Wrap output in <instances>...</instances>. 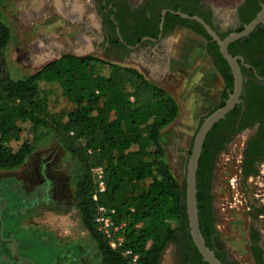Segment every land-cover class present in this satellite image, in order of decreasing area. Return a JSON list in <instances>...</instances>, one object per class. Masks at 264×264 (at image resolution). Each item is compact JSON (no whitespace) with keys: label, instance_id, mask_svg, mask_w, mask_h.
Segmentation results:
<instances>
[{"label":"trees","instance_id":"obj_1","mask_svg":"<svg viewBox=\"0 0 264 264\" xmlns=\"http://www.w3.org/2000/svg\"><path fill=\"white\" fill-rule=\"evenodd\" d=\"M3 1L0 0V3ZM260 8V5L256 6L246 24ZM11 36L9 26L0 19V64ZM224 36L221 35V38ZM214 45L217 61L225 65L227 72H222L215 62L216 68L224 75L227 86L232 88L230 68L217 44ZM230 53L234 55L237 51L231 49ZM246 61L250 62L248 59ZM97 64H108V75L93 74L92 65ZM257 72L263 76L259 69ZM37 80L58 82L63 97L72 103V109L48 113L47 99L39 95ZM246 91L244 84L240 103L209 130L198 160L196 202L199 228L206 245L212 250L214 245L209 223L211 199L204 190L202 180L208 157L207 145L212 134L225 120L233 129L230 139L243 128L256 122L260 124L244 151L240 170L242 189L246 178L256 173L255 161L264 159L263 103L261 97L252 98ZM221 96L223 98L218 106L224 103L228 93L224 92ZM244 103L246 108L240 116ZM178 114L176 99L165 88L147 79L138 68L108 62L95 55L78 57L64 53L30 75L17 79L9 73L0 76V170L20 166L33 150V144L27 141L16 149L12 148L11 141L19 140L21 134L18 120L29 122L34 128L42 127L58 139L75 162L74 195L77 209L103 264H128V257L123 255L126 249L138 254V264H160L170 243H178L182 248L177 264H209L202 259L191 239L185 209L184 180L180 181L173 174L161 138L162 131ZM250 115L254 117L248 121ZM238 116L241 122L235 127V117ZM93 166L104 168L106 181V188L97 193L96 202L92 200L95 190L91 174ZM95 203L114 209L113 219L118 224H124L121 228L123 242L119 248L112 249L96 230L93 222ZM259 206L249 205V217L257 219L259 213L264 214V203H259ZM250 229L248 241L254 259L252 264H264L257 245L259 233L253 227ZM214 252L222 264H242L238 260L222 257L220 254L223 252Z\"/></svg>","mask_w":264,"mask_h":264},{"label":"rangeland","instance_id":"obj_2","mask_svg":"<svg viewBox=\"0 0 264 264\" xmlns=\"http://www.w3.org/2000/svg\"><path fill=\"white\" fill-rule=\"evenodd\" d=\"M77 1L84 6L90 3V0ZM209 1L228 8L237 0ZM34 2L4 0L0 3V19L9 26L12 34L3 52L0 76L9 73L17 79L30 75L63 54L62 49H57L59 45L82 43L77 37V26L64 18L60 8L50 0ZM84 11L87 14L93 12L90 9ZM53 19H58L59 25H53ZM58 30L61 33H57ZM168 40L171 61L162 77L155 73L157 64L151 65L149 71L136 62L122 64L138 68L178 102L179 114L162 131L161 138L173 174L183 181L194 133L203 118L218 106L222 80L205 53L202 38L182 29ZM178 45L190 51L175 59L174 50ZM82 54L104 59L92 49ZM91 72L106 76L109 66L92 65ZM36 85L39 95L47 99L48 113L72 109V103L63 97L58 82L37 80ZM18 124L21 134L19 140L11 141L12 148L16 149L27 141L33 144V150L20 166L0 170V264H30L22 256L35 260L37 264H103L77 209L74 195L76 165L69 152L42 127H31L29 122L22 120H18ZM222 166L215 183V194L217 208L224 207V210L220 211L213 243L218 250L229 252L242 263H249L247 233L251 219L246 198L241 192L238 160L230 159ZM234 175L238 176L239 192L231 189L228 183ZM257 178L246 181L251 186L248 196L261 202L264 200V174ZM237 198L242 202L236 201ZM233 202L236 205L230 207ZM258 227L264 245V216L260 217ZM6 238L13 239L16 244ZM170 250L171 244L166 248L161 264L167 261Z\"/></svg>","mask_w":264,"mask_h":264},{"label":"flooded vegetation","instance_id":"obj_3","mask_svg":"<svg viewBox=\"0 0 264 264\" xmlns=\"http://www.w3.org/2000/svg\"><path fill=\"white\" fill-rule=\"evenodd\" d=\"M262 1L263 0H237L228 8H224L221 7L220 4L211 3L209 0H90L91 5L88 3V9L91 8V10H93L99 27L92 34L93 38L89 45L87 44L88 41L82 40V43L79 44L68 42V44L59 45L57 49H62L63 54L70 53L78 57L86 55L82 54V52L86 53L92 49L100 53L106 60L109 59L112 62L121 64L124 62H136L140 67L143 65L147 71L150 70L151 65L154 66L157 64L155 73L162 77L171 61L170 56L172 53L171 49H169L170 43L168 39L177 30L183 29L189 31L195 37L204 40L205 53L213 67L218 72L215 65L216 62L217 66L225 73L227 72V68L225 69V65L217 61L218 56L214 45V43L217 44V42L213 40L211 35L198 21L182 17L178 13L172 11L199 16L209 24L221 38V35L226 36L231 32L239 31L240 27L243 28L246 24V20L255 11L256 6L260 5L261 7V5L264 4ZM174 8L176 10H173ZM82 20L80 23L75 24L78 34L84 32L85 23L84 20ZM259 24L262 25L259 27H257V25L248 35L241 37L243 39L240 41L236 42V40H238L236 39L229 43L228 51L229 46H231L230 51L232 49L233 51H237V53L234 55L231 54L230 51L229 53L233 56L242 57V60L237 59L243 77L242 90L245 84L246 92L250 97H261L260 100L263 103L262 108L264 109V21ZM201 27L210 38L202 33ZM65 48H67V50ZM247 59L250 62L246 61ZM257 69L262 72L263 76L258 74ZM219 75L222 80L220 103L221 98H223L221 96L222 93L226 92V94H229L233 86L232 88L227 86L224 75L220 73ZM245 108L246 104L244 103L239 115ZM240 116L235 117L237 118L235 127L241 122ZM253 117L254 115L248 116V121ZM230 126V123L225 120L220 123L212 134L207 145L208 157L202 175L204 190L207 191L210 196L209 199H211V222L209 221V223L213 245V239L216 236V230H218L220 211L224 210V208L219 205V208H217L215 194V183L223 167L224 158L234 153L238 154V167L240 172L244 151L248 147V142L251 137L256 134L260 124L256 122L243 128L232 136L231 139L230 137L233 129ZM254 167L256 173L250 174L246 178L247 182L251 178L255 179L258 177L257 179H259L261 178V173L264 174V159L255 161ZM247 182L246 186H244L243 189L241 188V192L246 198L248 210L249 205H254L258 208L260 207L259 203H264V200L260 202L258 199L252 200L249 198L248 191L251 190V186L248 185ZM236 201L242 202L239 198H237ZM233 203L236 205V202ZM263 216V213H259L257 219L250 217L251 223L247 237L251 231L250 227H253L259 233L257 245L260 247V254L264 258L263 237L258 227L259 219ZM11 241L16 244L13 239H11ZM170 244L171 250L169 257L164 264H177L181 256L182 248L178 243ZM17 250L18 248H16V251ZM214 251L223 252L220 255L228 260H238L229 252L220 251L215 246ZM249 254V263L241 262L242 264L253 263L254 259L250 250ZM22 258L27 259L25 256H22Z\"/></svg>","mask_w":264,"mask_h":264},{"label":"water","instance_id":"obj_4","mask_svg":"<svg viewBox=\"0 0 264 264\" xmlns=\"http://www.w3.org/2000/svg\"><path fill=\"white\" fill-rule=\"evenodd\" d=\"M172 12L178 13L182 17L194 19L204 27V29L211 35L213 40L217 42L219 52L229 65L233 76V89L228 94V97L225 99L224 103L216 107L208 115H206L194 133L183 179L185 184V209L191 239L204 261L209 264H222L219 258L215 255L214 250L210 249L206 245L199 228L198 210L196 202V170L198 166V160L201 154L202 145L207 133L215 123L223 119L225 115L229 111H231L236 104L240 103L241 100L240 96L243 86V77L237 59L242 60V57L231 55L228 51V45L232 41L248 35L259 23L264 21V4L261 5L260 10L256 13L254 18L250 22L245 24L241 30L231 32L224 38H220L210 27V25L207 24L199 16L188 15L182 12ZM28 260L33 264H36L33 260Z\"/></svg>","mask_w":264,"mask_h":264},{"label":"built area","instance_id":"obj_5","mask_svg":"<svg viewBox=\"0 0 264 264\" xmlns=\"http://www.w3.org/2000/svg\"><path fill=\"white\" fill-rule=\"evenodd\" d=\"M230 159H239L238 154L234 153L230 156H226L224 158V163ZM91 174L93 178V182L95 184V190L92 194V200L96 202L97 193L102 192L106 188V181L104 176V168L102 166H93L91 168ZM238 176L234 175L229 178V185L231 189H234L236 192H239L238 188ZM238 193H236L237 195ZM240 200V199H239ZM235 204L233 203L230 207H233ZM224 208V207H223ZM114 209L108 208L104 205L95 203L94 206V214H93V222L96 230L100 232L104 238L107 240L109 246L112 249H117L123 242V235L121 234V228L124 225L118 224L113 219ZM123 255L128 257V264H138V254H134L130 249H126L123 251Z\"/></svg>","mask_w":264,"mask_h":264},{"label":"crops","instance_id":"obj_6","mask_svg":"<svg viewBox=\"0 0 264 264\" xmlns=\"http://www.w3.org/2000/svg\"><path fill=\"white\" fill-rule=\"evenodd\" d=\"M39 1H43V0H35L34 3L36 4V2L38 3ZM50 1L53 3L54 6L60 8L64 13V15H63L64 18H67L72 23L78 24V23H80V21L83 18L84 23H85L84 32L81 34L77 33V35H78L77 37L80 40L91 42V40L93 38L92 34L99 27V23L96 19L94 12L89 11L90 13L87 14L84 11V9L89 8V6H88L89 4L88 3L85 4V6L87 7L86 8L84 6V4L82 5L77 0H50ZM90 5H91V3H90ZM90 10H91V8H90ZM52 23H53V25H59L58 19H53ZM59 32H60V30H58L57 33H59ZM87 44H89V43L87 42ZM174 51H176L175 52V59H176V58H179L183 54L187 55L190 50H188L186 48L183 49L182 45H178ZM175 61L177 62L178 59ZM25 261L30 262L29 260H25ZM33 261H34V263L37 264V262L35 260H33ZM99 261H101V260H99ZM30 264H33V263L30 262Z\"/></svg>","mask_w":264,"mask_h":264}]
</instances>
